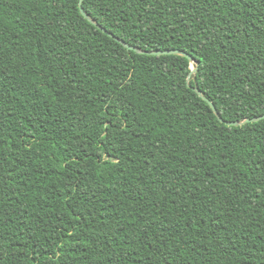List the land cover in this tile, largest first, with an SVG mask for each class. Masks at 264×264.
<instances>
[{
  "label": "trees",
  "instance_id": "1",
  "mask_svg": "<svg viewBox=\"0 0 264 264\" xmlns=\"http://www.w3.org/2000/svg\"><path fill=\"white\" fill-rule=\"evenodd\" d=\"M0 0V264H264V0ZM197 71L187 76L192 67Z\"/></svg>",
  "mask_w": 264,
  "mask_h": 264
},
{
  "label": "water",
  "instance_id": "2",
  "mask_svg": "<svg viewBox=\"0 0 264 264\" xmlns=\"http://www.w3.org/2000/svg\"><path fill=\"white\" fill-rule=\"evenodd\" d=\"M83 1L84 0H79V9L80 12L83 14V16L85 18H87L90 22L94 23L98 28H100L103 32L107 33L109 36H111L112 38H114L116 41L120 42L121 44L124 45V47H126L128 50H134L135 52H139V53H148V54H181L186 56L191 63L196 62V64H198L197 61H195V59L193 58L192 55L188 54L185 51L179 50V49H166V50H144L139 48L138 46L132 45L128 42H126L125 40L121 39L120 37L116 36L114 33L108 31L105 27H103L101 24H99L96 20H94L84 9L83 7ZM197 71V66L196 67H192L191 71L189 72L188 76H187V85L192 87L190 84V77L193 73H195ZM194 91H196L204 100H206L208 102V104L210 105V107L212 108V110L214 111V113L216 114L217 118L222 121L225 122V124L227 125H240L243 124L245 122H251V121H257L261 118L264 117V115H260V116H255V117H251V118H245L243 120H236V121H227L224 120L223 117L220 115V113L218 112L215 104L213 103L212 100H210L208 97L204 96L202 91L197 87L194 86L192 87Z\"/></svg>",
  "mask_w": 264,
  "mask_h": 264
}]
</instances>
